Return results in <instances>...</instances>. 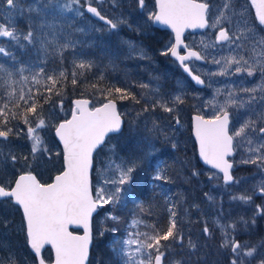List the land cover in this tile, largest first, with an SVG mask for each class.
Masks as SVG:
<instances>
[{"label": "rangeland", "instance_id": "374dc122", "mask_svg": "<svg viewBox=\"0 0 264 264\" xmlns=\"http://www.w3.org/2000/svg\"><path fill=\"white\" fill-rule=\"evenodd\" d=\"M8 1L14 5L12 8L7 7ZM198 1L210 3L211 27L205 33L188 34L186 40L206 59L205 64L191 66L207 86L197 90L184 76L170 73L167 90L176 85L173 102L188 97L194 111L206 118L214 119L230 112L234 182L226 185L218 172L205 170L209 179L201 184L207 201L203 215H208L210 221H207L214 222L220 231L224 246L233 255L231 264H264V27L257 22L248 0ZM137 3L134 0V8ZM86 4L97 6L117 28L123 26V10L116 0H0V104L2 100L17 99L18 104L33 99L41 87L49 89L44 91L47 95L58 80L77 84L79 80L83 88L104 78L100 75L102 68L112 63L100 65L95 55L94 59L89 56L88 48L93 43L89 36L94 32L99 42L109 39L114 45V34L86 14ZM145 12L151 18L153 7H147ZM133 23L130 21V25ZM221 30L229 34L227 43L216 42ZM167 39L158 47L159 54L165 56L172 48V39ZM123 42L128 55L145 58L140 47H131L130 37ZM161 92V84L154 78L149 93L145 89L142 95L146 102L159 105L160 113L166 117L175 115L174 106L166 102L163 97L167 96ZM94 101L93 105L101 104ZM35 112L32 118H23L16 124L7 141L0 139V180L8 174L9 178H15L20 173L33 172L44 182L50 181L63 164L62 151L59 144H54L52 134L60 121L70 117L72 100H46ZM184 126L183 123L180 130ZM174 133L176 136L179 132ZM111 141L94 158V197L107 208L94 218V237L95 230L99 236L103 234L106 220L113 216L109 210L128 182L125 165L111 153ZM247 168L249 172L244 173ZM3 202L0 203V264H28L24 219L11 200L4 207ZM131 225L137 226V221ZM251 233L256 236L247 239ZM144 243L138 231L118 241L117 252L123 264H153L157 255L164 258V253H152ZM162 264H166L164 259Z\"/></svg>", "mask_w": 264, "mask_h": 264}, {"label": "trees", "instance_id": "16d2710c", "mask_svg": "<svg viewBox=\"0 0 264 264\" xmlns=\"http://www.w3.org/2000/svg\"><path fill=\"white\" fill-rule=\"evenodd\" d=\"M116 1L123 10L122 17L132 15L134 23L130 25L123 20V26L115 34L119 38H116L114 45L109 39L99 42L94 38V32L91 33L89 40L92 38L93 43L88 48L89 56L94 59L95 55L100 65L112 63L102 68L100 75L104 78L96 79L83 88L79 80L78 84L58 80L47 95H44V91L49 89L41 87L35 91L33 99L26 100L28 102L17 104V99L2 100L0 132L8 130L6 133L12 136L16 124L21 123L23 118L35 116L38 106L46 100L61 101L67 98L70 102L75 98H89L100 103L115 100L120 111H124V129L108 140H112L111 153L125 165L129 176L114 207L109 210L113 216L106 220L103 234L99 236L95 230L89 264H123L117 244L132 231L140 233L141 240L152 253H164L166 264H231L233 255L224 246L220 231L214 222H208V215H203L207 210V201L205 188L201 184H206L209 177L208 172H205L207 169L199 162L192 137L191 115L195 111L190 99L185 97L182 101L173 102L167 96L165 100L174 106L176 116L166 117L160 113L159 105L144 99L140 80L145 77L142 75L133 84L131 81L144 60L133 54L128 55L123 41L130 37L131 42H137L134 44L139 45L143 54L148 53L159 61L158 47L169 33L154 28L150 18L139 13L137 8L128 13L129 9L134 8V0ZM103 33L108 34L107 31ZM162 69L155 66L154 69H147V73H152L153 79L157 78L158 82L165 85L171 79L169 74H174V71L168 64ZM98 90L100 93L96 92ZM164 94L165 91L162 92ZM177 121L181 125L184 123L182 130L181 125L177 126ZM174 132L179 133L175 136ZM52 138L54 144L58 145L54 133ZM62 167L63 164H60L55 173L60 172ZM247 172L248 168L244 173ZM4 177L0 184L12 187L14 177L9 178L10 174ZM8 201L6 199L3 202V207ZM104 210H107L105 206L101 212ZM18 213L23 217L20 209ZM135 221L137 226H132L131 223ZM10 246L14 245L10 243ZM26 251L28 264H36L28 245ZM43 256L47 261L53 259L50 249H46Z\"/></svg>", "mask_w": 264, "mask_h": 264}, {"label": "water", "instance_id": "95a60500", "mask_svg": "<svg viewBox=\"0 0 264 264\" xmlns=\"http://www.w3.org/2000/svg\"><path fill=\"white\" fill-rule=\"evenodd\" d=\"M153 24L159 30L169 31L174 38L171 57L197 88L206 83L190 65L195 60L205 63L196 49L188 48V33L205 32L209 28L210 5L196 0H155ZM258 23L264 27V0H248ZM12 7V2L7 4ZM93 19L111 25L97 7L86 6ZM229 40L225 30L219 32L217 42ZM184 54H181V51ZM71 116L61 121L55 137L63 153V170L53 181L43 184L34 173L18 175L11 189L0 185V200L11 198L23 214L28 246L36 264H89L93 246V220L102 208L94 198L92 188L93 156L110 135L119 134L124 127L118 104L109 100L91 108V100L76 98L72 101ZM177 121V125H179ZM230 114L206 119L199 114L191 117L192 137L196 143L200 163L222 175L223 183L231 185L234 156L233 139L229 133ZM0 139L8 135L0 133ZM262 194V192H259ZM76 230L80 232H75ZM237 243L234 246L236 249ZM49 248L52 261L47 262L43 252ZM153 264H162L157 256Z\"/></svg>", "mask_w": 264, "mask_h": 264}, {"label": "flooded vegetation", "instance_id": "af4514ba", "mask_svg": "<svg viewBox=\"0 0 264 264\" xmlns=\"http://www.w3.org/2000/svg\"><path fill=\"white\" fill-rule=\"evenodd\" d=\"M138 1V3H137V5H136V7L135 8H133V9H129L128 10V13H131V11L132 10H134V9H136L137 8V11L139 12V13H142V14H145L146 12H145V9L147 8V7H153V13H152V15L150 16L151 18H150V21L152 22V25H153V20H154V16H155V13H156V1L155 0H149V1H151V4H147V2L145 1V0H137ZM140 9V10H139ZM121 18L124 20H126V22H127V24H130V21H132L133 20V18H132V15L131 16H124V17H122V15H121ZM124 20V21H125ZM134 21V20H133ZM153 27L154 28H156L154 25H153ZM116 29L117 30H119L120 28H117L116 27ZM168 32V31H167ZM169 34H168V37H166V38H168L167 39V41L168 40H170V39H172V46H173V42H174V40H173V36H172V34L170 33V32H168ZM186 42H187V45H188V47H191L190 45H189V43H188V40H186ZM132 43V46L131 47H139V45L137 46L136 44H134V43H137V42H131ZM167 43V42H166ZM166 43H164L163 44V47H165V45H166ZM159 48H160V46H159ZM159 48H158V51H159ZM193 48V47H192ZM197 49V48H196ZM133 50V49H132ZM199 50V49H198ZM134 51V50H133ZM171 51V50H170ZM170 51H169V53L168 52H166L167 54H166V56L165 55H163V54H159L158 55V59H159V61H157V60H155L154 59V57L153 56H148V55H146V54H144L145 55V58H144V61H141L142 62V64L139 66L140 67V70H139V72H136L133 76H132V78H131V81H132V84H133V82L134 81H136L137 80V78H140L142 75H143V77H145L144 79H141L140 80V82H142V90L144 91L145 89L148 91V93H149V91H150V88H151V82H152V80H151V78H150V75L147 73V69H150V68H153L154 69V67L155 66H158V69H160V70H163L162 69V67L165 65V64H168V66L174 71V74L175 73H180L181 75H180V77H183L184 76V73L182 72V69L179 67V65H178V62L177 61H175L174 59H172V57L170 56ZM200 51V50H199ZM201 52V51H200ZM181 54H184L185 52L182 50L181 52H180ZM201 54H202V52H201ZM164 58L166 59V60H164ZM169 62L170 63H172L173 65H170L169 64ZM192 63H196V64H201V63H199V62H197V61H194V60H192V61H190V63H189V65L191 66V64ZM191 68L195 71V72H197L196 70L197 69H195V68H193L192 66H191ZM173 74V73H172ZM185 77V76H184ZM186 78V77H185ZM187 79V78H186ZM188 80V79H187ZM175 90H176V85H174V87H172V85L170 86V88H169V90H167V91H165L166 92V96H170L171 98L173 97V94H174V92H175ZM161 95H162V92H161ZM163 96V95H162ZM164 99L166 98V97H163ZM40 180H41V178H40ZM43 183H46V182H44L43 180H41ZM248 235H252V236H256V234L255 233H251V234H248ZM247 239H249V237H247Z\"/></svg>", "mask_w": 264, "mask_h": 264}, {"label": "bare ground", "instance_id": "6f19581e", "mask_svg": "<svg viewBox=\"0 0 264 264\" xmlns=\"http://www.w3.org/2000/svg\"><path fill=\"white\" fill-rule=\"evenodd\" d=\"M245 73H246V75H248L249 73H248V70L247 71H245ZM160 254H163V253H160ZM157 256H161L162 257V255H157ZM156 256V257H157Z\"/></svg>", "mask_w": 264, "mask_h": 264}]
</instances>
